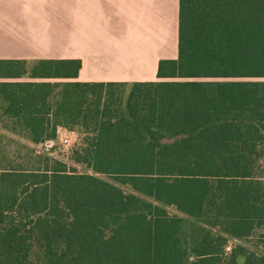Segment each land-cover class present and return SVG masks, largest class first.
<instances>
[{"label": "trees", "instance_id": "16d2710c", "mask_svg": "<svg viewBox=\"0 0 264 264\" xmlns=\"http://www.w3.org/2000/svg\"><path fill=\"white\" fill-rule=\"evenodd\" d=\"M178 48L158 82L7 84L37 108L12 133L38 145L78 129L68 158L92 173L29 147L15 164L0 146V264H185V234L193 264H264V0H180ZM81 67L0 60V77ZM228 237L254 249L226 256Z\"/></svg>", "mask_w": 264, "mask_h": 264}, {"label": "crops", "instance_id": "0c3cea01", "mask_svg": "<svg viewBox=\"0 0 264 264\" xmlns=\"http://www.w3.org/2000/svg\"><path fill=\"white\" fill-rule=\"evenodd\" d=\"M179 13L180 0H0V60H24L28 71L39 60L82 62L76 78H32L29 72L0 77V133L33 129L26 118L37 108L19 103L24 94L14 84L162 81L159 62L178 58ZM80 138L78 129L59 125L54 140L29 145L54 156L55 145L67 140L75 146ZM199 226L194 220L184 223L189 233ZM182 242L188 252L185 264L198 262L192 237L185 234ZM239 245L254 249L248 241L228 237L225 255Z\"/></svg>", "mask_w": 264, "mask_h": 264}, {"label": "rangeland", "instance_id": "374dc122", "mask_svg": "<svg viewBox=\"0 0 264 264\" xmlns=\"http://www.w3.org/2000/svg\"><path fill=\"white\" fill-rule=\"evenodd\" d=\"M129 88H124L123 90H117V94L119 96H122L123 99H126L129 95ZM0 146L4 147L6 150V154L8 158H10L11 161H15V164H20L22 162H30L31 160H34V156L32 153H29L26 147L33 148L36 152V154H46V151L44 152V148L31 146L29 145V141L23 137L16 136L6 133H0ZM80 141V140H79ZM77 142V144L79 143ZM76 144V145H77ZM75 145V146H76ZM74 146H61V144H57L54 146L55 154L50 155L56 159L62 160L66 162L69 166L75 167L79 173H92V171L86 166V165H78L75 164L72 160L68 158L70 156ZM258 171L260 173V176H264V157L259 163ZM128 191V189H127ZM168 211L170 214H176L177 211L174 208H168ZM31 254H43L41 251H39L37 248L33 249L31 251Z\"/></svg>", "mask_w": 264, "mask_h": 264}, {"label": "built area", "instance_id": "2783aa9c", "mask_svg": "<svg viewBox=\"0 0 264 264\" xmlns=\"http://www.w3.org/2000/svg\"><path fill=\"white\" fill-rule=\"evenodd\" d=\"M61 146H70L69 142L67 140H64L63 143H61Z\"/></svg>", "mask_w": 264, "mask_h": 264}]
</instances>
